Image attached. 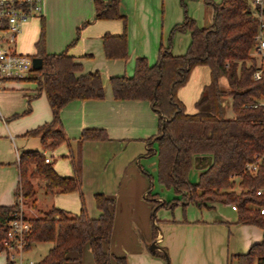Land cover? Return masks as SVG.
<instances>
[{
	"label": "crops",
	"instance_id": "0c3cea01",
	"mask_svg": "<svg viewBox=\"0 0 264 264\" xmlns=\"http://www.w3.org/2000/svg\"><path fill=\"white\" fill-rule=\"evenodd\" d=\"M214 2L220 4L222 0ZM179 3L180 0H121L120 11L128 21L129 57L113 60L105 55L104 37L122 34V20H98L94 0H45L42 18L25 25L20 36V53L36 57V44L44 28L46 53L68 51L83 66L79 76L100 72L106 97L104 100H76L61 111L70 143L53 152L43 150L40 138L27 136L53 119L47 96L39 90L32 75L24 81L5 82L0 87V120L6 126V137L17 156L16 160L0 156V206L17 204L18 158L23 152H42L51 160L55 171L65 178L75 176L73 156L80 155L82 192L50 191L45 177L35 174L37 198L36 204L31 206L36 215L27 218H39L53 209L76 216L81 213L84 201L89 216L99 219L102 212L97 207L96 195H105L115 203L113 233L105 245L106 252L113 257L112 264H117L116 258H126L128 264H238L236 256L247 254L254 245L264 241L263 229L237 224L239 213L232 205L200 208L181 202L171 209L167 205L171 201L155 194V176L144 166V161L157 156L155 137L160 133V115L148 101H123L113 96L111 78L133 77L138 58H147L151 65L158 62L161 49L168 47L171 31L185 21ZM204 4L208 19L202 22L197 16L192 19L200 28H209L215 12L212 6ZM190 43V33L178 32L173 54L185 55ZM221 82L229 88L226 79ZM210 83V69L200 66L194 70L190 82L179 90L178 97L189 114L197 112L196 105ZM229 102L232 108V100ZM89 129L105 130L109 140L79 144L84 131ZM14 136L22 140V149ZM151 139L154 140L149 142ZM150 151L154 154L149 155ZM154 244L157 248L152 249ZM38 245H34L27 256ZM0 260L1 264L8 262L5 254L0 255ZM66 264L96 263L87 246L82 256L71 254Z\"/></svg>",
	"mask_w": 264,
	"mask_h": 264
},
{
	"label": "trees",
	"instance_id": "16d2710c",
	"mask_svg": "<svg viewBox=\"0 0 264 264\" xmlns=\"http://www.w3.org/2000/svg\"><path fill=\"white\" fill-rule=\"evenodd\" d=\"M98 20H122L124 32L104 37V51L108 59L127 60L129 57L128 21L121 14V0H94ZM214 8L213 25L200 28L186 16L182 24L171 31L168 47L161 49L155 65L147 58H138L133 77L111 78L116 100L148 101L160 115V133L155 137L158 156V180L173 190L177 197L167 205L194 204L210 208L216 204L235 205L239 213L237 224L254 225L264 230V215L254 207H264V58L258 53L256 37L260 7L250 0H204ZM181 3L186 6L185 0ZM264 14V11H263ZM178 32L190 33L191 43L183 56L172 52ZM78 40V39H77ZM76 42V41H75ZM74 42V43H75ZM73 43V44H74ZM36 57L43 59V69L33 70L32 79L44 91L53 112L51 122L30 131L27 136L41 139L45 151H56L70 143L61 119V111L76 100H104L106 90L100 72L81 75L83 66L65 51L47 54L44 28L36 44ZM206 66L211 71V83L198 101L195 114H189L178 92L191 80L194 70ZM261 78H256V73ZM226 79L228 89L221 80ZM232 100L234 118H226L224 99ZM105 130L84 131L79 144L86 141H107ZM154 139L149 140L151 142ZM152 151L149 155H153ZM212 157L213 163L199 171L198 183L190 179L197 157ZM75 176H60L53 165L46 162L40 151L20 155V183L16 197L36 204L35 174L47 180V189L61 193L82 192L83 164L80 155L73 156ZM256 165L257 172L248 169ZM242 190L237 193L234 188ZM99 219H92L85 207L72 216L61 209H53L30 220L32 229L27 238V252L36 244H52L48 255L38 264H66L70 255H83L90 246L96 264H112L106 252L115 222L114 200L96 195ZM254 206V207H252ZM19 212L18 204L0 206V254L4 249L10 222ZM238 264H264V241L254 245L247 254L235 257ZM117 264H128L126 258H116ZM6 264H15L8 259Z\"/></svg>",
	"mask_w": 264,
	"mask_h": 264
},
{
	"label": "built area",
	"instance_id": "2783aa9c",
	"mask_svg": "<svg viewBox=\"0 0 264 264\" xmlns=\"http://www.w3.org/2000/svg\"><path fill=\"white\" fill-rule=\"evenodd\" d=\"M254 5L262 9V12H256L260 19L256 46L258 53L264 57V0H254ZM44 7L45 0H0V87L8 81L26 80L33 72V57L18 52L17 44L25 25L34 19L42 18ZM256 78H261L260 72L256 73ZM18 159L20 160V157ZM46 162L50 164L51 160L46 158ZM248 169L252 172L258 170L256 165H249ZM258 195H264V190L258 191ZM24 202L23 196L20 195L17 198L20 210L10 222L1 254H5L15 264H36L26 259L27 238L32 225L24 213ZM254 208L264 215V207ZM233 209L238 211L235 205Z\"/></svg>",
	"mask_w": 264,
	"mask_h": 264
},
{
	"label": "rangeland",
	"instance_id": "374dc122",
	"mask_svg": "<svg viewBox=\"0 0 264 264\" xmlns=\"http://www.w3.org/2000/svg\"><path fill=\"white\" fill-rule=\"evenodd\" d=\"M250 3L253 5L254 0H250ZM179 4L183 10L184 19L186 18V16H188L190 18H192V16H197L201 20V22L205 18L208 19L207 15H206L207 10H206V5L204 4V0H185L186 6H184L180 0ZM21 44H22V39H21V37H19V39H18V50H19V52H21V50H22ZM30 75H32L33 78L37 77V74L35 72H32ZM20 97L23 98L22 95ZM230 99L231 98H229V97H226L224 99V104H225V109H226V113H225L226 118L234 117V112H233V110L230 106V102H229ZM2 116L4 117L5 115L2 114ZM0 121H2V122H0V156L2 158L8 157L9 159L15 158V160H16L17 156H16V152L14 150V146L11 145L10 140L8 139V137H6V135H8L7 130H6V126L3 123L2 119ZM15 138H16V142H17L18 147L20 149H22V145H23L22 140L18 139L17 137H15ZM7 141L9 143H7ZM155 165H157V168H158V156H151L148 158V160L144 161V166L148 170H150V172L155 176L153 192L155 194H160L164 198V200L172 201L173 199H175L177 197V195L175 194V192L173 190H169L160 184V182L158 180V173L155 172L156 171ZM199 175H200L199 171L195 169L190 175L191 181L193 183H198ZM234 190L237 193H240L242 191L238 185L234 188ZM31 205H32L31 201H28V202L25 201L24 202V207H23L24 213L28 217H31V216L34 217V215H36L35 211H32L33 208ZM19 210H20V208H19ZM50 246H52V245L51 244H42V245L40 244V245L36 246V248H34L32 254H30L28 256L26 254V259L29 260L30 262H34V263L38 264L39 262H41L44 259V256H46V254H48V252L50 250L49 249ZM1 263H2V260H0V264Z\"/></svg>",
	"mask_w": 264,
	"mask_h": 264
},
{
	"label": "water",
	"instance_id": "95a60500",
	"mask_svg": "<svg viewBox=\"0 0 264 264\" xmlns=\"http://www.w3.org/2000/svg\"><path fill=\"white\" fill-rule=\"evenodd\" d=\"M33 69L39 71L43 69V59L34 57L33 58ZM213 163V158L208 157H197L195 169L198 171L206 170ZM157 248L156 244L152 245V249Z\"/></svg>",
	"mask_w": 264,
	"mask_h": 264
}]
</instances>
